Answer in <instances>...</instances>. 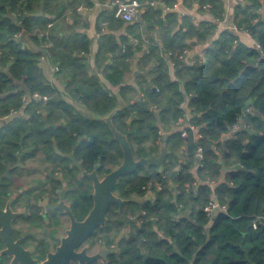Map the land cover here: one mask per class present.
<instances>
[{
  "label": "trees",
  "instance_id": "16d2710c",
  "mask_svg": "<svg viewBox=\"0 0 264 264\" xmlns=\"http://www.w3.org/2000/svg\"><path fill=\"white\" fill-rule=\"evenodd\" d=\"M182 3H195L217 20L224 16L223 0ZM92 4L0 0V174L10 167L0 183L1 201L21 164L40 154L39 160L54 165L37 184L59 187L58 168L67 178L73 211L84 215L91 205L90 181L67 165L64 154L73 153L85 170L100 175L116 166L122 151L100 117L120 107L112 123L127 135L135 158L167 153L160 166L139 165L115 183L119 197L151 193L152 199L124 204V212L139 215L129 226L110 204L105 226L95 232H103L108 245L117 241L105 264H264L262 0H235L231 24L238 30L223 28L194 62L179 55L192 48L189 41H207L216 28L213 21L195 23L189 15L155 5L142 8L143 26L102 10L96 25L107 20L121 32L100 34L97 73L90 71L87 57L91 40L76 30L82 16L77 7ZM153 21L161 28V44L149 36L144 51V34ZM244 31L253 44L240 37ZM42 58L57 67L54 81L47 78ZM133 60L147 72L134 76V85L125 80ZM34 93L46 99H35ZM26 94L29 100L23 99ZM198 147L203 157L196 165ZM209 181L215 182L219 205L213 216L204 210L211 199ZM258 216L263 219L253 227ZM122 230L127 234L117 240Z\"/></svg>",
  "mask_w": 264,
  "mask_h": 264
},
{
  "label": "flooded vegetation",
  "instance_id": "af4514ba",
  "mask_svg": "<svg viewBox=\"0 0 264 264\" xmlns=\"http://www.w3.org/2000/svg\"><path fill=\"white\" fill-rule=\"evenodd\" d=\"M70 154L74 157L73 153L71 152L64 154V156L68 159V161L66 162L67 165L69 167L71 166L76 167L80 172V176L85 177L90 181L91 189H90L89 197L91 198V205L89 209L86 211V213H84V215L76 216L75 212L73 211L71 206V201L68 198L69 186L67 184L68 182L67 178L64 177V173L60 172L58 168L57 171L54 172V176L62 180L59 187L52 190L51 187L52 183L48 182L43 187L42 186L40 187L37 184L38 187H34L38 189V190L34 189L36 191L32 190V192H30L32 188H26L24 190H20V192H17L15 194L13 191V184H12L10 185V192L8 193L7 197L3 201H1L0 199V207L4 209L5 205L9 204L12 210L11 213H13V216L10 218V230H9L12 241L13 242L18 241L19 246L23 250H26L28 254H30L31 258L35 259L38 263L46 260L48 258L49 253L55 252L57 246L60 244V240L62 236L66 234V230L69 228L71 224L69 214L62 206L59 205V203L62 201L65 205H67L69 207L70 212L72 213V215L76 220H82L87 215L93 204L92 181L87 176H83L81 170L76 165L73 164L71 158L68 156ZM39 155H37V157ZM30 160L32 159H29L25 163H22L21 164L22 167H24V165H26V163ZM39 161L41 162V160ZM77 161L81 164L79 160ZM42 163L51 166V168H49V166H46V169L48 170L46 172V176H47L52 171L54 164L50 162H42ZM9 169L10 167H7L5 170V172L7 171V174ZM82 170L86 172H91L95 170L99 178L103 177L106 174L105 173L104 175H100L97 173L96 169L94 168L87 171L82 167ZM38 179L42 181L44 180L41 178ZM19 194H22V197H24V199L22 198L23 200L18 198ZM134 196L137 198H142L143 199L142 201L152 199L151 193L142 197L138 195H134ZM116 212L120 216L124 226H129L128 224H130L131 222L138 223L139 215L137 213L130 214L128 212H124L123 209V213L130 216V220L125 222L121 216V213L118 211V206ZM107 220L108 217L106 212V220L103 226H105ZM103 226L96 227L94 232L91 235H89L75 249L76 251H79L84 246H86V251H85L86 255L92 256L94 254H98L97 257L95 258V261L85 260L84 264H105L108 260V255L115 253L117 251L116 240L114 243L108 245L106 243V240L102 239V236L105 235L103 232H98L97 234H95L96 230ZM1 228H2V224H0V229ZM121 236H123V234L120 233L117 236V240ZM7 248L8 245L5 243V241H3L0 238V264H21L20 261L14 260V253L4 251L7 250ZM68 264H79V261L77 259H71Z\"/></svg>",
  "mask_w": 264,
  "mask_h": 264
},
{
  "label": "water",
  "instance_id": "95a60500",
  "mask_svg": "<svg viewBox=\"0 0 264 264\" xmlns=\"http://www.w3.org/2000/svg\"><path fill=\"white\" fill-rule=\"evenodd\" d=\"M140 15L141 13L139 12L137 21L141 20ZM135 74H142L145 76L146 72L135 71ZM118 109H120V107H117L110 111L107 115L100 117V119H102L111 130L113 138L117 141L122 151V158L116 166L108 171L103 177L99 178L95 170L91 172L82 170L81 164L71 154L68 155L73 164L81 170L82 175L91 179L93 186V204L87 215L82 220H76L70 212L69 207L62 201L59 203V205L62 206L69 214L71 224L66 230V234L62 236L60 244L57 246L55 252L49 253L46 260L38 263L35 259L31 258L30 254H28L26 250H23L19 246L18 241H12L9 233L10 218L13 216V213H11L12 210L9 204H6L4 209L0 207V224H2V228L0 229V238L8 245L7 250L4 251L14 253L15 261L18 260L21 264H68L71 259H77L79 264H84L85 260L95 261L98 254H94L92 256L86 255V246L79 251H76L75 249L94 232L96 227L104 225L109 204L112 203L118 206V211L121 213L125 222L130 220V216L123 213V205L128 201L142 202L143 199L135 196L128 199L117 196L113 192L115 183L123 175L133 172L139 165L160 166L167 150H162L157 156L135 158L128 142L127 135L119 131L112 123V116ZM158 113L159 111L156 110L157 117ZM218 155L220 159V153H218ZM6 174L7 171L0 175V183Z\"/></svg>",
  "mask_w": 264,
  "mask_h": 264
},
{
  "label": "crops",
  "instance_id": "0c3cea01",
  "mask_svg": "<svg viewBox=\"0 0 264 264\" xmlns=\"http://www.w3.org/2000/svg\"><path fill=\"white\" fill-rule=\"evenodd\" d=\"M167 8H163L165 11H169V10H175L180 16L181 15H189L192 20L197 23L201 20H207V21H213L216 24V28L213 32V34L211 35V37L202 43H197L195 40H191L189 41L190 45L192 46V48H187L186 50V55L184 58H187V60L190 62H194V61H200L201 60V51L202 49H204L210 42L212 39L216 38L220 31L223 28H229V25L231 24V11H232V7L234 5L235 0H223V7H224V16L221 20H217L214 19L212 17V15L208 12V10H203V11H199L197 9V4L193 3L192 5H190V7H186L183 5L182 0H173L171 3L172 4H168L165 0H162ZM104 2L101 0H92V5L91 6H82V8L80 10H78L80 12L81 16V21L79 23L77 27V31L79 32H83L85 33L88 38L91 40V45H90V49L89 52L87 53V57L89 59V63H90V71L93 73H97V69H96V65L94 62V58H95V52L98 46V39L100 34L102 33H107V32H112L114 33L116 36L119 35V33L121 32V30L119 29H113L112 27H109V22L107 20H103L107 22V25L105 27L101 26V21L99 23V25L97 26V15L99 14L100 11L102 10H111V8L108 7H104L101 5V3ZM264 14V1L262 0V11ZM140 13L142 14V9L140 11ZM141 20L138 22H141L143 26L146 25L147 22L142 21V17L140 15ZM137 21V18L135 19ZM69 22H72V19H69ZM154 26L152 27V29L145 35L144 34V43H143V49L144 51H146V47L148 45L147 42H150V38L149 36H151L153 38V41L157 42L158 44H161L160 42V37H159V33L161 32V28L159 27L158 23L155 21H153ZM142 30V29H141ZM148 37V38H147ZM240 37H242L244 40L250 42L251 44L254 43V40L252 39V37L250 36V34H248L247 32H240ZM135 41V39H134ZM203 52V51H202ZM41 63L44 67L45 70V74L47 76V78L51 81H54V75H53V67L46 61L45 58H42ZM135 71H140V72H146V71H141L136 67V62L135 60L132 61L131 64V77L127 78L125 77V80L127 79V82L132 83L133 85L134 83V76L140 75V74H135ZM129 73V72H128ZM170 74L173 77V72H172V63L170 62ZM142 75V74H141ZM147 75V72H146ZM145 75V76H146ZM144 76V75H143ZM116 89V88H115Z\"/></svg>",
  "mask_w": 264,
  "mask_h": 264
},
{
  "label": "built area",
  "instance_id": "2783aa9c",
  "mask_svg": "<svg viewBox=\"0 0 264 264\" xmlns=\"http://www.w3.org/2000/svg\"><path fill=\"white\" fill-rule=\"evenodd\" d=\"M102 6L104 7H108L111 8L112 12H113V16L117 19H120L124 22H131L133 20H135L138 15L139 12L141 11L142 8L146 7V6H159V7H163V8H167L165 3L162 0H104V2L101 3ZM82 8V6H78L77 10H80ZM107 25L106 21L101 22V26L105 27ZM229 28L237 31L238 28L236 25L234 24H230ZM264 29V26H263ZM256 46H258L257 44H255ZM186 55V50H184L182 52V54L179 55L180 58H184ZM57 70V67L54 66L53 67V71ZM30 96L29 95H24L23 99L25 100H29ZM33 98L35 99H46L45 96H40L38 93H34L33 94ZM187 117V116H186ZM189 128L191 130H193L194 132H196V136L200 137L201 134L199 132H197V126L193 125V124H188ZM203 157L202 154V148L198 147L197 152H196V165L200 164V160ZM209 185L212 188V193H211V199L210 202L205 206L204 210L207 213V215L209 216H213L214 212H216V210H218L219 205L215 200V194L213 192L214 190V186H215V182L214 181H209ZM263 218H259V216L253 221V227H256L258 224V221H260Z\"/></svg>",
  "mask_w": 264,
  "mask_h": 264
},
{
  "label": "rangeland",
  "instance_id": "374dc122",
  "mask_svg": "<svg viewBox=\"0 0 264 264\" xmlns=\"http://www.w3.org/2000/svg\"><path fill=\"white\" fill-rule=\"evenodd\" d=\"M126 77L130 78L131 73L130 72L127 73ZM126 81H128V80L126 79ZM46 166H49V168H51L50 165L44 164V163H42V161L40 162L38 158H35V159L28 161L26 163V165H24V167L20 168V174L17 173L13 177V191H14V193L16 194L17 192H20V190H24L26 188L36 187L37 182L35 181V179H38V178L44 179L45 178L46 172L48 171L46 169ZM36 190H38V189H36ZM36 190H34V191H36ZM60 233H61V231H60ZM120 233L121 234H124V233L127 234V231L122 230Z\"/></svg>",
  "mask_w": 264,
  "mask_h": 264
}]
</instances>
